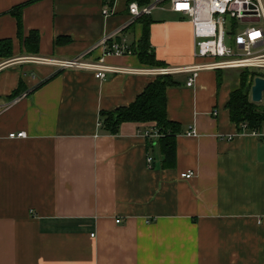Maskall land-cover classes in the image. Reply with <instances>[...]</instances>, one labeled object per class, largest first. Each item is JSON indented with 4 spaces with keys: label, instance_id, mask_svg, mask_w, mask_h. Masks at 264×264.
Instances as JSON below:
<instances>
[{
    "label": "crops",
    "instance_id": "1",
    "mask_svg": "<svg viewBox=\"0 0 264 264\" xmlns=\"http://www.w3.org/2000/svg\"><path fill=\"white\" fill-rule=\"evenodd\" d=\"M30 1L0 0V40L13 53L0 59V264H264V125L239 133L230 121L237 77L200 70L187 86L190 74H171L166 117L181 130L164 163L144 135L154 123H123L111 135L99 121L156 77L135 54L142 19H131L125 0H35L21 11L24 37L40 38L29 55L10 11ZM146 20L165 68L207 62L193 57L191 24L167 1ZM108 35L131 53L104 56ZM59 37L70 41L55 45ZM35 58L102 59L119 71L99 80ZM255 105L264 110V93Z\"/></svg>",
    "mask_w": 264,
    "mask_h": 264
},
{
    "label": "built area",
    "instance_id": "2",
    "mask_svg": "<svg viewBox=\"0 0 264 264\" xmlns=\"http://www.w3.org/2000/svg\"><path fill=\"white\" fill-rule=\"evenodd\" d=\"M166 1L170 4L171 12L181 15L191 24L193 57L207 62L192 67L156 68L150 70L152 74L157 76L188 73L190 76L186 85L191 86L200 70H264V7L261 0H149L144 6L132 1L127 5V9L131 19H137L150 16L154 10L161 9ZM103 14L108 16L109 10L105 8ZM240 24L245 27L240 28ZM99 45L104 56H123L131 53L123 41H114L113 35L102 38ZM34 61L59 69L89 70L94 72L95 78L99 80H104L108 72L119 71L105 66L102 59L90 62L81 58H35ZM194 134L192 129L186 132L187 136ZM144 135L155 141L160 137L155 128ZM9 137L24 138L25 133L10 134ZM146 162L150 168L152 157L149 154ZM192 176L193 173L187 172L182 174L181 178L190 179Z\"/></svg>",
    "mask_w": 264,
    "mask_h": 264
},
{
    "label": "trees",
    "instance_id": "3",
    "mask_svg": "<svg viewBox=\"0 0 264 264\" xmlns=\"http://www.w3.org/2000/svg\"><path fill=\"white\" fill-rule=\"evenodd\" d=\"M32 0L26 4L14 7L10 14L16 20L17 38L24 53L29 55L38 54L39 34L37 31H30L28 36L24 37L21 11L25 5L34 2ZM109 4L113 0H105ZM135 1L140 6L149 3V0H125L126 5ZM147 16H142L143 32L138 44L137 54L141 64L152 68H165V64L156 59L153 51L150 50L149 43V20ZM69 38L59 37L55 45L68 43ZM11 40H0V59H10L12 57ZM217 77L221 75V70H216ZM255 77H264L261 70L243 69L237 76L238 85L231 91L226 108L229 112L230 121L236 125L239 133L259 134L264 125V110L250 101V89ZM219 84V80H218ZM175 85L171 75H157L155 79L139 94L135 101L127 107L118 108L111 112H100V126L107 134L114 135L123 123H154L155 129L160 134L156 140L159 146L164 163L170 162L175 155L176 136L180 133V126L166 117V89ZM22 83H19L9 96L13 99L23 91ZM154 140L147 138V146L151 148Z\"/></svg>",
    "mask_w": 264,
    "mask_h": 264
},
{
    "label": "water",
    "instance_id": "4",
    "mask_svg": "<svg viewBox=\"0 0 264 264\" xmlns=\"http://www.w3.org/2000/svg\"><path fill=\"white\" fill-rule=\"evenodd\" d=\"M264 93V78L255 77L250 89L251 102L257 104L261 102Z\"/></svg>",
    "mask_w": 264,
    "mask_h": 264
},
{
    "label": "rangeland",
    "instance_id": "5",
    "mask_svg": "<svg viewBox=\"0 0 264 264\" xmlns=\"http://www.w3.org/2000/svg\"><path fill=\"white\" fill-rule=\"evenodd\" d=\"M261 2H262V4H263V7H264V0H261ZM242 24H240V28L241 27H245V25L244 26H241ZM263 25V24H262ZM241 70H243V69H226V70H221V71H227V74L228 75H230L231 77H234V76H238V74H239V72L241 71ZM261 72L263 73L264 72V70H261ZM237 82H238V80H237ZM260 109V108H259Z\"/></svg>",
    "mask_w": 264,
    "mask_h": 264
}]
</instances>
